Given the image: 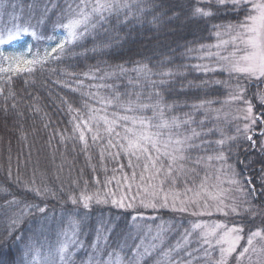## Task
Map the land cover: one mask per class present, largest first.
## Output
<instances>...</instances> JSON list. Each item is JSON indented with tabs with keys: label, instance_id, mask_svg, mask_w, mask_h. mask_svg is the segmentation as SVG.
<instances>
[{
	"label": "snow or ice",
	"instance_id": "6c2138e0",
	"mask_svg": "<svg viewBox=\"0 0 264 264\" xmlns=\"http://www.w3.org/2000/svg\"><path fill=\"white\" fill-rule=\"evenodd\" d=\"M144 0H71L67 3L66 10L62 15L67 16V22H59L55 27L66 30L67 35L64 36L51 51L45 50L43 56L36 55L31 59L23 54L5 55L0 52V60L6 61V65L0 64V73L31 74L37 70V66L43 69L49 58L59 59L66 51V45L72 44L78 40H83L97 29L104 28L110 20L115 17L117 22H127L129 16H135L138 22L141 21L142 15L155 4L148 5L146 8L142 6ZM134 6L138 11L134 12ZM127 10V12H124ZM221 10H228L236 13L237 22L228 23L227 25H213L217 29L216 36L219 42L211 47L223 49L227 51V55H221L220 52H207V56H216L218 68H209L206 65H194L196 70L204 73L221 72L227 73L229 79L235 78V85L229 92V101L242 103L243 108L240 109L243 114L244 124L243 132L249 133L252 127L257 124L264 123V111L254 115L253 104L247 98L246 85L242 81L264 83V0H195V4L190 11L191 18L207 19L215 16ZM48 12L47 6L44 8L45 15ZM124 13V20H120L121 13ZM163 13L154 15L153 25L160 22ZM176 15V13H173ZM240 17H243L242 19ZM41 23L43 20L40 21ZM226 35L228 39H222ZM31 35L37 37L35 31L29 33L28 27L15 26V30H8L6 35L0 33V45H8L12 41L17 40L22 35ZM53 39V37H48ZM206 46L201 45V48ZM31 49H29V53ZM53 54H57L53 56ZM123 71V69L121 68ZM141 74L145 80L149 82L152 91L148 95V99L152 103H142L141 94H136V99H131L128 95L127 99H122L119 92L110 97L100 98L98 103L111 107L122 109L124 115L118 111L112 113L110 119L107 115H98L100 109H96L84 102L83 107L88 109V118L85 120L80 117L81 123L87 131L92 132L91 140L96 142L103 137L101 131L107 133L108 148H118L119 151L108 152V156L118 160L123 155L128 157L127 165H119L122 180H117V191L109 188L115 176L105 178L102 182L96 179L95 183L100 185L103 183V190L97 188L95 191H89L88 182L84 181V185L78 192H70L66 201L71 207L63 208L59 221H56L53 214L49 213L46 203H27L25 208L28 210L27 215L32 216L36 222V231L32 233V237L25 244L26 254L32 257V264H75L74 257L77 250L85 248L84 243L79 239V235L85 227L89 226L91 212L94 206H108L111 208L130 210L131 220L135 222L140 217L139 209H158L170 208L174 212L187 213L193 217H211L219 213L223 217H238L241 222H233L231 225L219 221H213L212 224L194 222L191 229L184 233V244L189 243V238L193 234H197L199 246L192 251L185 250L183 256L171 261L170 264H192V260L205 261V264H244L247 259L249 264H253L252 254L256 256L254 264H264V225L253 230L247 227L244 216L248 215L252 219L257 215L256 208L251 200L244 203H237L235 197L228 195L232 191L231 188H223V181L219 184H213L209 188V180L211 177L207 174L195 183L194 176L198 175L196 167L202 164H210L212 161L226 164L227 157L224 155L223 146L224 139L215 141L220 146V150L215 155H199L192 156L193 151L204 148L205 145H211V141L203 139L212 130L203 131L205 120L199 121L200 131L191 127L196 123L192 113H185L184 118L177 115L169 116L173 108L177 106L174 100L167 103L164 94L160 89L168 90L172 78L180 73L171 69L153 72L148 64H138L135 69ZM87 75V74H85ZM153 75L159 76L158 81L152 80ZM12 77L9 76L10 80ZM95 78V77H93ZM103 78V77H101ZM216 84L225 83L223 81H214ZM70 87L69 85H65ZM208 86V81H202L200 84L189 83L188 87L194 89H202ZM103 87V85L101 86ZM108 87H111L110 85ZM183 88V85L181 86ZM75 91V90H74ZM4 92L0 88V95ZM10 95H14L11 93ZM86 95V94H85ZM254 97H258L260 106L264 108V92L257 90L253 93ZM7 99V98H6ZM228 102V101H225ZM68 104L69 112H80V109H74L71 103ZM219 101L211 99H200L193 103L190 107L194 112L204 111L205 119L211 112H220V109H213L212 105ZM15 108V104L12 105ZM5 112L7 108L5 107ZM151 111V115L143 113ZM131 113V115L127 114ZM137 113H140L139 115ZM219 116L217 115V119ZM76 117H73L75 120ZM81 123L74 124V131L79 132V140L83 142L84 148L88 147V139L84 130L81 129ZM95 124V130L92 124ZM101 124L103 128L101 129ZM117 128L123 130L124 135L117 131ZM237 131H241L239 128ZM113 135L119 137L123 143H113ZM260 135L264 136V129L260 130ZM248 141H252V135H246ZM229 141L234 137H228ZM200 142L197 143L196 141ZM207 151L206 148H204ZM101 161L104 160V151L100 153ZM135 161V162H134ZM127 167L130 171L125 172ZM232 169L231 165L227 166ZM93 171L95 168L93 167ZM105 171L107 169L105 168ZM115 171V169H114ZM217 172L224 173L226 169L221 167ZM239 174L232 170V177L227 181L229 185H234L235 190L244 192L246 196L257 198V189L255 187L245 190L244 184H250L251 180L243 183L238 177ZM216 180L220 177L217 175ZM259 196L264 197V175L260 178ZM73 184H78L73 181ZM192 186H189V185ZM25 188L33 192L36 197L41 198L42 202L48 196L57 198V194L48 187H36L35 180L32 186L25 185ZM0 191L6 189L0 188ZM191 194V195H190ZM10 205L18 204L20 201L15 198L8 202ZM261 207H264V201H261ZM25 216L21 212L18 216L11 220L13 228L23 222ZM119 216L115 218L109 216L105 218L100 216L97 219L95 232L96 240L91 245L93 249L86 264H113V252L108 253V260H98L97 256L101 252L100 242H104L105 248L108 247V236L118 226ZM53 223L60 225V230L56 233V240H50L48 232ZM11 235V233H9ZM161 233H157V239ZM17 239L23 240L22 236ZM244 241L242 244L241 242ZM161 243L163 241L161 240ZM205 245L207 247H205ZM127 247L126 244H120L121 250ZM140 245L136 246L131 258L127 264H139V261L146 255H149V249L145 248L140 252ZM155 248L156 245L151 246ZM181 244H177L175 249H169L164 255L171 257L172 252H178ZM203 250L202 256H194L193 253H199ZM115 251V250H114ZM116 264H122L119 253H116Z\"/></svg>",
	"mask_w": 264,
	"mask_h": 264
},
{
	"label": "trees",
	"instance_id": "16d2710c",
	"mask_svg": "<svg viewBox=\"0 0 264 264\" xmlns=\"http://www.w3.org/2000/svg\"><path fill=\"white\" fill-rule=\"evenodd\" d=\"M11 1L0 0V24H7L4 17L8 11L20 10L25 15L31 14L29 6L34 1L32 6L38 14L40 12V17L44 16L45 19L42 23L39 21L35 23L36 34L48 32L56 25L55 19L58 16H53L52 0H13L15 1L13 4ZM55 2L59 3L57 0ZM129 2L131 3V0ZM153 3L155 7L149 8L142 15L140 25L133 23L135 16H130L127 22H117L113 17L104 28L97 29L83 40L66 45L64 54L59 59L49 58L43 69L37 66V70L31 74L0 73V88L4 89L0 95V188L6 189L0 191V264H32V257L26 254L25 244L37 226L35 219L26 214L28 210L25 204L46 203L49 213L59 221L62 207H71L69 203H63L70 192H78L84 181L88 182L89 191H95L97 188L103 190V183L97 185L96 179L103 182L106 177L111 178L118 172V162L106 155L108 149L104 152V160L101 161L103 143L100 140L92 142V134L88 133L86 135L88 147L85 149L83 142L78 138L79 133L74 131V124L81 122L80 117L84 118L83 104L89 97L85 91H79L82 90L80 82H84L83 79L89 77L86 81H90L92 75L109 71L120 72L122 68L130 73L129 76L119 73V78L124 80L122 85L125 86V77H134L138 64H148L153 72L167 67L180 73L171 80L167 100L171 102L175 100L178 106L183 103L185 107L191 102L186 95L198 92V89L193 91V88L188 87L190 82L200 84L205 80L209 85L217 80L223 81L222 73L198 75L199 71L193 67L195 63L193 56L197 53L198 47L214 43L218 39L217 29H214L213 25L236 23V13L221 10L211 18H191L190 11L195 0H144L142 6L147 8ZM45 6L48 8L46 15ZM59 6L63 11L66 10L61 2L57 4V7ZM160 13L164 14L160 22L156 25L150 23L153 16ZM120 20H124L123 12ZM55 55L57 54H53ZM6 63L0 60V64ZM9 76L12 77L10 80ZM137 77L144 78L141 74ZM178 77L180 81L177 80ZM203 90L197 101L211 99L221 102L224 98L223 83L215 88H207V92ZM90 91L96 95L100 89ZM11 93L14 95H10ZM64 101L71 103L74 109H80V112H69L68 104ZM94 101L95 99H92L89 103ZM13 104L15 108L12 107ZM73 117L76 119L73 120ZM256 128L262 130L264 125L260 124ZM252 142H249L248 146L244 145L246 148L242 153L245 155L239 153L237 158L243 155L245 160L236 161L238 168L236 173L241 178L244 171L250 174L246 175L245 179H252L253 186L249 184L247 186L257 189V198L252 199V202L259 206L261 201H264V197L258 195L261 190L259 178L264 175V151L251 145ZM237 158L232 155L231 160L235 162ZM33 180L36 187L50 188L57 194V198L48 196L42 202L41 198L25 188V185L32 186ZM73 181H77L78 184H73ZM14 198L20 203L10 205L8 202ZM21 212L25 213L23 222L13 228L11 220ZM117 215L118 226L108 236L109 242L114 243L116 237L111 236L119 230L126 229L129 221L110 205L94 206L89 226L85 227L81 234L86 240L94 237L96 222L100 216L115 218ZM170 219L175 221L183 218L174 214L166 220ZM243 222L249 226L246 220ZM261 223L264 225V218L261 219ZM59 230L58 223L51 225L48 232L51 241L56 240V233ZM17 236H22L23 240L17 239ZM85 245L91 246L92 242Z\"/></svg>",
	"mask_w": 264,
	"mask_h": 264
},
{
	"label": "rangeland",
	"instance_id": "374dc122",
	"mask_svg": "<svg viewBox=\"0 0 264 264\" xmlns=\"http://www.w3.org/2000/svg\"><path fill=\"white\" fill-rule=\"evenodd\" d=\"M62 1L66 7H67V3L71 2V0H62ZM52 2H53L52 10H54L53 16H58L57 17V20H58L57 23H59L60 22L59 20H61V19H63L62 21H65V23H66L67 22V16L60 15L61 14V8H60L61 6L57 7V3L55 2V0H52ZM131 3H132V0H131ZM133 11L136 12L137 9H133ZM129 18H130V16H129ZM133 23L135 25L139 24L137 19H135ZM17 25L21 26L19 20L18 19H16V20L12 19L11 23L8 25V28L4 34L6 35L8 30H15V26H17ZM31 32L32 31H29V33H31ZM221 32H222L221 38L225 39V40L228 39V37L226 35H223V30H221ZM66 35H67V33H66ZM24 36H27V35H22L17 40L24 41L25 40L23 38ZM55 37L57 39L56 43H58L61 39L64 38L62 32L58 33V35H56ZM30 38H31V35L29 37H27L26 40H29ZM52 41L53 40H51V42ZM218 42H219V39H217L214 43L205 45L206 47L203 49L201 48V46L198 47L197 53L193 56V60L195 61L194 65L200 64V65H206L209 68H218L219 65L216 62L218 57H216L215 55L212 57L207 56V52H209V51H211L213 53H216L219 51L221 55H227L228 54V52L224 51L223 49H216V48L211 47L212 45H215ZM20 53H21V50L19 51V53L17 55H19ZM168 69L169 68L164 67L163 69H158L157 72L168 70ZM120 72L127 75V76L130 75V73L126 69H123V71L121 70ZM120 72L119 71L118 72L117 71L103 72V73H99L97 75H92L90 77V81H86L89 78V77H86L85 79H83L84 82H80V86H81L82 90H79V91H85L88 94L89 97L87 99V103L89 105H91L92 107H94L96 109H100L98 115H107L111 119L113 112L118 111L121 115L126 114L123 112L122 109H119L117 107H111V106H107V105L98 103L100 98L110 97L117 92H119L121 94L122 99H127L128 98L127 94H130L131 99L135 100L136 94L140 93L142 103L154 102L155 97H153L152 100L148 99L149 93L153 90L151 85L144 78L137 77L139 74L138 72L133 74L134 77H131V76L125 77V80H126L125 86L122 85V82L124 81L123 78H119ZM202 73H203V76H205L207 74L218 75L221 72L217 71L215 73H213V72L204 73V72L199 71L198 75H202ZM222 74L224 75L223 82H225V83H223L224 90H225L224 98L222 99L221 102L218 103V105H217V103L212 105L213 109H220V112L218 114L216 112H211L208 114V118L205 119L203 110H200L198 112H194V110L191 107H188L191 104L198 102L197 98L200 96V93L202 91H204L203 89H205L207 92V88H215L217 85H219V84L212 82V84H209L207 87L202 88V89H198V92L196 94L186 95L190 98L191 102L186 104V107L183 105V103L180 106L177 105L176 107L173 108L172 112L168 113V115L169 116L177 115V116H180L181 118H184L185 113H192L194 115V119H195L196 123H193L191 125V127L196 128L197 131H200L201 128L199 126V121L205 120V123L203 125V131L208 132L209 129L212 130L208 135L203 137V139L212 142L211 145H205L204 146V148H206L207 151H205L204 148H202L200 150L193 151V153H192L193 157H196L199 155H215L220 150V146H218L215 143V141H218L220 139H224L226 141L224 146H223L224 155L227 157L226 164L222 165L220 162L212 161V162H210V164H202L200 166H197L196 172L198 175L194 176L195 183L198 184L199 181L205 176V174H207L211 177V179L209 180V188L210 189H211V186L213 184H219L220 181H223L224 182L222 185L223 188H226V189L231 188L232 189V191L229 192L228 195L235 197L237 203H244L246 200L252 201V197L246 196L244 192L236 191L235 190L236 186L229 185L227 183V181L229 179L233 178L232 177V170H234L236 173V168H237L236 161L239 160V161L243 162L245 160V157H243V155H242L243 158L242 157L237 158V157L239 156V153L244 154V153H242L246 148V147H244V145L248 146V143L251 142L245 138L246 135H252V137H253L252 143L253 144H251V145H255L256 147H259L263 151H264V136H261L260 130L259 129L257 130V128H256V126H259L260 124H257L256 126L252 127V129L249 133L243 132L244 124L247 123V121L243 120L242 117H243L244 113L242 111H240V109L243 108L244 105L242 103H236V102L229 101V92L231 91V89L234 87V85L236 83L235 78L229 79V76L227 73H222ZM183 75L184 74H181V76H183ZM93 77H95V78H93ZM101 77H103V78H101ZM131 78H132V83H131ZM151 79L158 81L160 79V77L153 75L151 77ZM173 79L174 78H172V80ZM177 80L180 81L181 79L178 77ZM199 83H200V81H199ZM242 83H244L246 85L247 98L254 105L253 106V114L256 115V114L260 113L261 111H264V108H262L260 106L258 97L253 96V93L256 92L257 90L264 92V83L248 82V81H242ZM102 85H103V87H101ZM109 85L111 87H108ZM170 85H171V82H170ZM177 88H179L178 83H177ZM90 89L95 90V91L100 89V92L97 91V93H95L96 95H94V94L90 93L91 92ZM192 90L197 91L194 88ZM160 91L163 92L166 102L171 103V101L167 100L168 99V95H167L168 90L162 88V89H160ZM110 92H111V95H109ZM92 99L93 100L95 99L94 103H89L92 101ZM225 101H228V102H225ZM255 104H257V105H255ZM84 111H85L84 112V119L86 120L88 118V109L84 107ZM127 114L131 115V113H127ZM137 114L139 115L140 113H137ZM143 114L150 116L152 113H151V111H147ZM200 114H201V116H200ZM217 115L219 116L218 119H217ZM76 123H81V122H76ZM261 125H264V123H261ZM94 126H95V124L93 123L92 127H94ZM102 128H103V125L101 124V129ZM238 128L241 131L238 132L237 131ZM81 129L84 130L85 136L88 135V133L93 134L92 132L87 131V129L84 127L83 123H81ZM117 131H119L121 133V136L124 135L123 130L121 128H117ZM101 136L103 137L102 139H100V142L103 143V147L101 148V151L105 152L108 149L106 155H108V152L115 153V152L119 151L118 148H108L107 147V140L109 139L107 133H104L103 131H101ZM228 137H234V139L229 141L227 139ZM257 137H261V138H257ZM112 139H113V143H123V141L120 140L119 137H115L114 135H113ZM257 139H258V142H257ZM196 142L199 143L200 141L197 140ZM232 155L236 156V158H237L235 160V162H233L231 160ZM247 155H248V153H247ZM113 160H115V159H113ZM115 161L118 162V164H117L118 172L115 173V175H114L115 179L112 181V184L109 185V188H111L113 191H117L116 181L122 180V175H121V172L119 170V165H120V163H122L123 165H127L128 157L123 155V153H121L120 158L118 160H115ZM228 165H231L232 169H228L227 168ZM221 167H224L226 169V172H224V173L217 172V169H219ZM115 168H117V167H115ZM237 170H238V168H237ZM124 171L128 172L130 170L127 167H125ZM217 175H219V177H220L219 180H216V178H215ZM242 175H243L242 178L240 176H238L237 178H239L242 183H243V180H245V181L251 180V183L249 185L253 186L252 179H245V176L246 175L248 176L250 174H247V172L244 171L242 173ZM189 186H192V185L190 184ZM244 187H245V190H247L249 188V186H247V184H244ZM252 204L256 208L257 215L255 216L254 219H252L248 215H245L244 220H246L249 223L248 227L255 230V228L262 226L261 219L263 220V218H264V210H263L264 207H261V205L258 206L256 204H254L253 202H252ZM117 210H119V212H121L123 215L128 217L129 225L126 227V229L123 230V232H125V235H127V236H126V238H124L122 240L119 239L118 244L116 246L108 245V247H106V248L104 246V242L101 241L100 242L101 252L97 256L98 260L107 261L109 258L108 253L113 252V257H112L113 264H116V253L120 254V257L122 259V264H127L128 259L131 258L133 252L136 250L137 245L141 246L139 249L140 252H143L145 248L149 249V252H150L149 255L144 256L139 261V264H170V259H171V261H174L175 260L174 258L177 259L181 256H183L184 259L187 260L189 258L184 255L185 250L192 251L193 249H195L199 246L198 240H197V234H195V233L193 234L192 237L189 238V243L187 245L184 244V239H183L184 233L186 230L191 229L192 223L199 221L201 223H207L210 225V224H212L213 221H219V222L228 223L229 225H231L233 222H240L238 220L239 219L238 217H233V216L223 217L219 213H216L211 217H208V216L193 217L187 213L182 214V213L174 212L170 208H158L155 210L151 209V208L139 209V212L141 215L135 222H133L131 220V215H133L134 213H132L130 210H121V209H117ZM163 211H166V212L164 214H162ZM174 214H177V217L181 216V218H183V219H175V221L171 220V219L166 220L169 218L170 215H174ZM250 221H252V223H250ZM176 224H177V227H176ZM158 232L161 233V236L157 239H154V237H157ZM80 235H81V233H80ZM112 236L117 237V235H112ZM161 240L163 241V243H161ZM122 243L127 245V247L123 250H121L119 248V245ZM178 243L181 244V246H182L181 249L178 252H172L170 258L166 257L164 254L166 252H168L169 249H175ZM241 243L243 244L244 241H242ZM153 244L156 245L155 248L151 247ZM205 247H207V246L205 245ZM92 252H93V249L91 248V246H86V245H85L84 249L77 250L76 255L80 254V256L74 257V259L76 261H78V262H75V264H86V262L89 259V256L92 254ZM193 255L194 256H197V255L202 256L203 250H201V252H199V253L194 252ZM252 261H253V264L256 261V256L254 254H252ZM192 264H205V261L203 259L192 260ZM244 264H249V261L246 259L244 261Z\"/></svg>",
	"mask_w": 264,
	"mask_h": 264
},
{
	"label": "bare ground",
	"instance_id": "6f19581e",
	"mask_svg": "<svg viewBox=\"0 0 264 264\" xmlns=\"http://www.w3.org/2000/svg\"><path fill=\"white\" fill-rule=\"evenodd\" d=\"M56 23L58 22V21H55Z\"/></svg>",
	"mask_w": 264,
	"mask_h": 264
}]
</instances>
